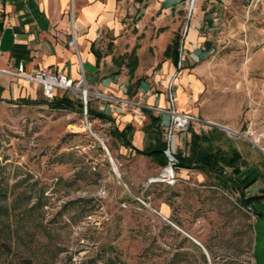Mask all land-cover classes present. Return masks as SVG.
<instances>
[{
	"label": "rangeland",
	"instance_id": "1",
	"mask_svg": "<svg viewBox=\"0 0 264 264\" xmlns=\"http://www.w3.org/2000/svg\"><path fill=\"white\" fill-rule=\"evenodd\" d=\"M261 2L183 3L184 14L200 5L207 28L215 23L208 14L218 13L217 28L206 30L213 50L189 70L195 92L183 108L236 133L198 123L178 133L176 151H186L190 130L210 134L246 163L233 175L236 187L182 167L173 182L156 180L164 166L120 145L108 122L0 101V264H253L251 206L264 213V198L249 205L239 199L264 192Z\"/></svg>",
	"mask_w": 264,
	"mask_h": 264
},
{
	"label": "crops",
	"instance_id": "2",
	"mask_svg": "<svg viewBox=\"0 0 264 264\" xmlns=\"http://www.w3.org/2000/svg\"><path fill=\"white\" fill-rule=\"evenodd\" d=\"M183 3L184 0H0V68L16 70L22 63L29 74L49 67L72 80L78 79L82 68L86 81L99 91L117 97L130 95L136 102L130 111L109 110L106 102L100 101H91L90 106L113 117L119 129L132 124V144L142 149L148 142L142 130L149 121L148 114L158 117L162 129V122L168 119L166 113H157L148 106L168 107L169 92L177 111L194 115L183 108L187 94L195 92V75L189 70L195 71L196 62L213 50L211 33L206 30L217 28L218 13L208 14L215 23L207 28L206 12L200 5L184 14ZM71 6L78 56L66 43L70 38ZM176 33L181 36L179 53L183 54V62L188 61L186 65L181 62L180 67L163 55ZM94 52L99 55L98 62ZM132 52L136 65L130 74ZM170 81L172 86L168 87ZM41 95L39 84L0 72L1 100L15 104L22 99H41ZM253 230V264H264V215L254 216Z\"/></svg>",
	"mask_w": 264,
	"mask_h": 264
},
{
	"label": "trees",
	"instance_id": "3",
	"mask_svg": "<svg viewBox=\"0 0 264 264\" xmlns=\"http://www.w3.org/2000/svg\"><path fill=\"white\" fill-rule=\"evenodd\" d=\"M180 41L181 36L176 33L172 40L167 44L163 53L164 57H169L175 65L178 61ZM94 53L96 54V61L98 62L99 55L97 52ZM129 57L130 61L128 70L129 73L132 74L136 65L134 52H132ZM138 80L139 79H137L135 83H137ZM19 103L26 105L34 103L45 104L50 109H63L71 112L83 113L82 101L79 99H72L67 95L55 96L51 100L45 98L22 99ZM144 110L149 113L148 109ZM87 114L89 118H97L101 121L109 122V133L119 142L120 145L130 149L136 154H143L150 157L159 166L163 167L167 164V159L163 154V149L165 147V143L162 139L163 129L161 128L158 117L153 116L150 113L148 114L149 121L142 127L148 142L142 149H139L132 144V133L134 129L132 124L128 123L122 129H119L115 124L113 117L104 112L94 110L89 105V102L87 103ZM189 133L190 136L186 142V151L183 152L177 150L175 153V158L177 160L175 168L182 167L186 169H197L206 174L217 176L224 183H232L231 185L233 186V175L240 173L241 165L246 164L244 161L240 160L239 153L235 149L224 150L215 146L210 134H206L202 131L196 132L195 130H190ZM263 198L264 192H261V194L249 197L241 196L239 200L242 204L249 205L254 200H261ZM251 209L256 216L264 215L263 212H257L252 206ZM22 264H30L29 259L23 260Z\"/></svg>",
	"mask_w": 264,
	"mask_h": 264
},
{
	"label": "built area",
	"instance_id": "4",
	"mask_svg": "<svg viewBox=\"0 0 264 264\" xmlns=\"http://www.w3.org/2000/svg\"><path fill=\"white\" fill-rule=\"evenodd\" d=\"M261 4L264 11V0L263 3L261 2ZM69 16L71 20L70 38L67 40L66 43L67 46L70 47L73 50V52L78 56L79 53L76 45L75 31L73 28L74 12L72 6L70 7ZM182 60H183V54L182 52H180L176 64L177 67L181 66ZM0 72L26 78L32 82L39 84L41 87L42 95L46 99L54 98V96H56L57 89H60L65 92H70L71 95H75L79 100L82 101L83 114L85 116H87V103L94 101L96 99L105 101L107 104V108L109 110H114V111H124L128 109V107L136 105V102L129 100L128 98H120L99 91L95 85L90 84L86 81L82 68L77 80H72L71 78H68L66 75L56 72L49 67L37 68L32 73L27 74L23 70L22 63H20L17 66L16 70L0 68ZM171 86H172V82L170 81L168 87ZM167 102H168V107H164V108L158 106H148V107L156 111L157 113H161V114L166 113L168 115L167 121L162 122L164 126L163 135H164V143H165L163 154L167 158V164L164 166L162 172L159 173V176L156 178V180L171 183L175 180L174 168L176 165L175 153L177 148L178 133L186 132L187 130H189L190 126L198 123H205L207 125H216L223 129H226L228 133L230 132L236 133V132L233 130L229 131L228 130L229 128L224 125H220L211 121H203L202 119H199L194 115L177 111L175 108L174 97L170 92L167 95ZM87 127L88 129H90V123L88 121H87ZM247 208L249 209L248 206Z\"/></svg>",
	"mask_w": 264,
	"mask_h": 264
},
{
	"label": "water",
	"instance_id": "5",
	"mask_svg": "<svg viewBox=\"0 0 264 264\" xmlns=\"http://www.w3.org/2000/svg\"><path fill=\"white\" fill-rule=\"evenodd\" d=\"M99 140V139H98ZM100 141V140H99ZM100 143L102 144V146H103V148L105 149V151H106V153L108 154V157H109V160H110V162L111 163H113V161H112V157L110 156V154H109V152H108V149H107V147L100 141ZM264 152V151H263ZM175 161H176V163H177V160L175 159ZM115 171V170H114ZM203 252H204V254L206 255V257L209 259V257H208V253H207V251L203 248Z\"/></svg>",
	"mask_w": 264,
	"mask_h": 264
},
{
	"label": "bare ground",
	"instance_id": "6",
	"mask_svg": "<svg viewBox=\"0 0 264 264\" xmlns=\"http://www.w3.org/2000/svg\"><path fill=\"white\" fill-rule=\"evenodd\" d=\"M228 130L231 131V130H233V129H232V128H229ZM230 133H231V132H230ZM232 134H234V133H232ZM111 159H112V158H111ZM112 161H113V159H112ZM113 163H114V162H113Z\"/></svg>",
	"mask_w": 264,
	"mask_h": 264
}]
</instances>
